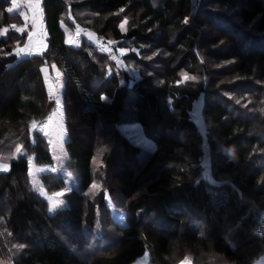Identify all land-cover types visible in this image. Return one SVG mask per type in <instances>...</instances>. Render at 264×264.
<instances>
[{"label":"trees","instance_id":"1","mask_svg":"<svg viewBox=\"0 0 264 264\" xmlns=\"http://www.w3.org/2000/svg\"><path fill=\"white\" fill-rule=\"evenodd\" d=\"M12 7L0 0V30L9 28L0 36V147L16 137L23 148L0 172L1 264H134L145 253L149 264H255L264 256V0H41L37 34L46 32L47 48L28 56L18 49L36 23L25 19L29 9ZM63 25L129 47L123 64L85 36L67 43ZM52 63L64 73L78 186L50 214L31 189L29 158L53 163L45 135L32 129L55 106L42 72ZM200 98L203 130L192 113ZM124 123H139L156 148L130 140ZM43 180L52 192L65 186L59 176ZM93 184L100 189L89 197ZM108 196L126 224L112 218ZM14 242L26 245L13 254Z\"/></svg>","mask_w":264,"mask_h":264},{"label":"rangeland","instance_id":"2","mask_svg":"<svg viewBox=\"0 0 264 264\" xmlns=\"http://www.w3.org/2000/svg\"><path fill=\"white\" fill-rule=\"evenodd\" d=\"M37 3L34 0H15V5H13L12 9L15 10L17 8H24V11L26 9H29L31 13L25 12V19L32 20V21H37L36 26L37 30L35 34L32 35L33 37L29 38L28 44L21 48L23 51H18L19 55L23 54L25 56L32 55V54H42L45 49L47 48V40L44 38L45 36H41L37 34V32L41 31L43 27V19H42V12L37 10ZM39 6V5H38ZM85 14L86 11H82V9L79 8V11L77 12ZM77 14V15H78ZM74 16V14H73ZM115 14H113V17ZM115 17H118L121 19L120 27L125 30L127 27V24L129 22V18L125 16L124 13L119 12L116 14ZM71 18V17H70ZM75 18V17H73ZM30 24V23H29ZM28 26H20V25H14V29H30V25ZM65 29V34H66V41L69 44H76V36L79 33H74L72 30L67 28L65 25H63ZM7 29H3L4 31H0V36L2 34H5ZM78 32H81L80 30ZM35 35V36H34ZM97 37V36H96ZM89 38V37H85ZM99 38V37H97ZM45 39V40H44ZM90 39V38H89ZM101 39V38H99ZM104 40V39H102ZM165 43L167 42L165 39H161ZM106 41V40H105ZM108 42V41H107ZM34 43L35 45L32 46ZM36 43L38 45H36ZM99 48V44L94 41ZM109 43L113 44L114 46L117 47V50L122 56V59L117 61L119 64H123V54L129 51V47H122L116 45L114 42ZM32 46V47H31ZM46 48H42V47ZM136 50V48H134ZM102 50V48L100 49ZM107 53L105 50L103 51ZM162 56V54H161ZM134 71L136 69L133 68ZM42 72L47 80V87L48 91L50 93L51 98H53L55 106L54 109L44 118L42 121L35 122L32 125V129H38L40 130L41 133H43L46 137L47 145H48V150L50 151L52 158H53V163L52 164H43L39 165L35 163L34 157L29 158V183L31 185V189L35 191L38 195H40L42 198L46 200L48 203V212L50 214L55 213L57 210L64 208L67 205L66 199L64 198V194L72 190L73 188H76L78 186V181L74 176L73 170L70 168L68 164L69 156L66 150V142L68 140V134L66 130V123H65V117H64V112H63V89H64V73L59 68V66L56 63H52L51 65H45L42 68ZM202 106H203V101L202 98H200L198 101L195 102L194 108H193V118L197 122V124L200 126V128L203 130V120H202ZM120 130L132 141L136 142L138 145L145 149H154L156 148V143L154 140L149 138L142 126L139 123H124L120 125ZM23 148V146L18 142L17 143V138L12 137L8 141L4 142L2 147H0V172H8L11 167V161L12 160H17L20 155V148ZM206 159V155H205ZM99 160V159H98ZM209 159H206L205 162V172L206 174L208 172V167H209ZM97 165V164H96ZM116 164H113V168H116ZM97 168V167H96ZM112 174H115V170H112ZM49 175V176H59L61 177L64 182L65 186L57 191H50L45 185H44V176ZM211 178V176H210ZM95 185V187H93ZM89 190H88V196L89 197H95L98 192H99V187L96 184H93ZM58 193H62V195H57ZM108 198V204L112 212V218L119 224H126L124 217H125V212L117 210L111 203V199ZM55 205V207H53ZM5 219L6 217L2 214L0 211V227L3 228L5 226ZM7 220V219H6ZM1 233V232H0ZM26 244H18L14 242L12 245L13 254L20 252L21 250L24 249ZM2 262H0L1 264ZM183 263V262H182ZM181 263V264H182ZM9 264V263H7ZM134 264H149V254L145 253L144 255L140 256ZM255 264H264V256L259 257L256 261Z\"/></svg>","mask_w":264,"mask_h":264},{"label":"built area","instance_id":"3","mask_svg":"<svg viewBox=\"0 0 264 264\" xmlns=\"http://www.w3.org/2000/svg\"><path fill=\"white\" fill-rule=\"evenodd\" d=\"M34 1L39 5L41 0H34ZM38 5H37V8L39 7ZM83 36L89 37L90 40H92L93 42L96 41L99 44V46L102 48V50L103 51L105 50L107 52V54L110 57L114 58L115 60L119 61L122 59V56L119 53V51L117 50L116 46H114L113 44H111L105 40L97 38L91 31L84 30V31L80 32L79 34H77L76 42L78 44L81 42V39ZM204 140L207 141V137L204 136ZM205 149H206V159H209L210 158L209 145L206 144Z\"/></svg>","mask_w":264,"mask_h":264},{"label":"snow or ice","instance_id":"4","mask_svg":"<svg viewBox=\"0 0 264 264\" xmlns=\"http://www.w3.org/2000/svg\"><path fill=\"white\" fill-rule=\"evenodd\" d=\"M13 5H15V0H13ZM9 12H12L13 9L12 8H9L8 9ZM21 33L23 32L22 29H20ZM18 51H23V49H18ZM93 187H95V185H93ZM57 195H62V193H58ZM53 207H55V205H53Z\"/></svg>","mask_w":264,"mask_h":264},{"label":"crops","instance_id":"5","mask_svg":"<svg viewBox=\"0 0 264 264\" xmlns=\"http://www.w3.org/2000/svg\"><path fill=\"white\" fill-rule=\"evenodd\" d=\"M35 22H37V21H35ZM35 27L37 28V26L35 25ZM1 31V30H0ZM4 31V30H3ZM2 32V31H1ZM41 36H45L44 38H46V32H42V35ZM45 40V39H44ZM33 45L32 46H34L35 44L34 43H32ZM36 45H38L37 43H36ZM31 46V47H32ZM42 48H46L45 46L44 47H42Z\"/></svg>","mask_w":264,"mask_h":264}]
</instances>
